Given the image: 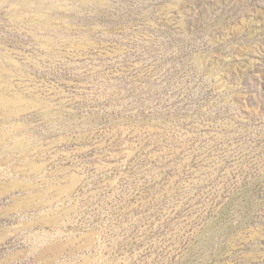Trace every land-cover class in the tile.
Here are the masks:
<instances>
[{
	"label": "rangeland",
	"instance_id": "1",
	"mask_svg": "<svg viewBox=\"0 0 264 264\" xmlns=\"http://www.w3.org/2000/svg\"><path fill=\"white\" fill-rule=\"evenodd\" d=\"M0 264H264V0H0Z\"/></svg>",
	"mask_w": 264,
	"mask_h": 264
}]
</instances>
